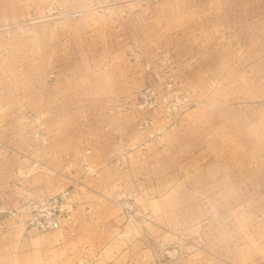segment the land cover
I'll return each instance as SVG.
<instances>
[{
    "label": "rangeland",
    "instance_id": "obj_1",
    "mask_svg": "<svg viewBox=\"0 0 264 264\" xmlns=\"http://www.w3.org/2000/svg\"><path fill=\"white\" fill-rule=\"evenodd\" d=\"M78 59L85 65L74 68ZM148 86L158 120L163 105L188 103L158 141L137 122L152 114L139 100ZM97 104L118 119V167L143 157L139 186L115 201L135 193L141 216L127 220L118 204L125 223L156 214L144 204L169 208L157 213L162 228L112 247L123 255L110 264H264V0H0V184L16 190L0 205L72 193L79 179L64 187L62 175L89 174L81 160L91 164ZM120 126L145 139L125 146ZM143 141L147 149H131ZM10 227L30 229L0 213V237L17 233Z\"/></svg>",
    "mask_w": 264,
    "mask_h": 264
},
{
    "label": "crops",
    "instance_id": "obj_2",
    "mask_svg": "<svg viewBox=\"0 0 264 264\" xmlns=\"http://www.w3.org/2000/svg\"><path fill=\"white\" fill-rule=\"evenodd\" d=\"M135 48L137 47L134 45ZM98 51L100 54L99 49L94 54H98ZM84 62L80 60L78 63H73V67L83 66ZM134 62L138 64L140 60H134ZM68 66L72 67V63ZM132 72L135 74L136 70ZM137 75L141 77L140 69ZM119 95L121 96L122 93L109 92L111 100ZM97 96H101L99 91ZM96 99L99 100V97ZM98 105L91 110L94 124L91 128L93 135L89 145L91 152L87 156L88 161L98 169V176L83 174L80 166L74 173L67 169V172L62 175L65 179L64 187L70 186L73 178L79 179L76 186L72 188L71 200L75 202V209L70 220L66 221L61 229L43 233L10 227L11 229L6 233H17L11 237H0V264H110L109 261L123 255L117 251H110L112 247H116L121 242L129 243L132 239H136L138 230H140L139 236L144 238L150 235L146 228L163 227L162 215L157 213L167 211L169 208H164L157 203L144 204L147 212L156 214H150V217L136 226L137 229L125 223L121 209L115 201L120 199L129 187L139 186L137 183L140 177H144L141 170L143 157L136 156L129 161L125 169L118 167L112 159L116 146L112 129L118 127V119L103 113L102 108L97 107ZM119 129L123 130L125 140L121 143L125 146L128 145V139L129 143L145 139L144 132L135 130L131 126L126 128L120 126ZM3 170L4 167L0 162V181L3 180ZM6 170L9 173L10 169ZM13 189L12 183H7L5 186L0 184L1 195L12 197L16 194V190ZM157 234L158 232L153 236ZM145 242L147 243V240ZM141 258L144 259V257ZM151 258L154 259L155 256L152 254Z\"/></svg>",
    "mask_w": 264,
    "mask_h": 264
},
{
    "label": "built area",
    "instance_id": "obj_3",
    "mask_svg": "<svg viewBox=\"0 0 264 264\" xmlns=\"http://www.w3.org/2000/svg\"><path fill=\"white\" fill-rule=\"evenodd\" d=\"M147 67H149V64ZM52 78L53 74L49 73L47 80L50 81ZM149 88L150 87L148 86L139 93V100L143 101L144 104L147 101L149 102L148 106L151 109L152 114L138 120L137 122L138 127L147 132L149 140L158 141L166 130L179 125L183 111L188 107V103H183L179 108L165 107L163 105L162 112L159 113L160 119L158 120L156 108L160 106V103L156 101L153 90L149 91ZM33 135L42 144L47 142L46 136L42 132L35 131ZM133 148L145 150L148 148V142L143 141L136 143L131 147V149ZM89 152V148L84 150V153ZM132 156V151L120 152L116 157V161L120 163L122 167L125 161ZM81 166L84 173L98 176V169L87 161L82 159ZM118 204L127 220H134L141 216L138 209H136L135 193H127L126 196H124L123 201L118 202ZM74 206L75 204L71 200V189L65 188L55 194H46L29 198L24 203L12 208H4L0 205V213L12 216L17 222L23 224L25 227L34 229L38 232H46L61 229L64 226V223L70 220L74 211Z\"/></svg>",
    "mask_w": 264,
    "mask_h": 264
}]
</instances>
